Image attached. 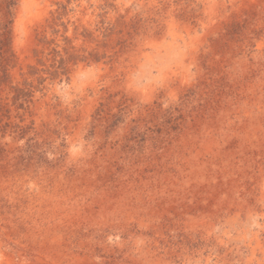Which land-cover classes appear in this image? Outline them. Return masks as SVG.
<instances>
[{
  "label": "rangeland",
  "instance_id": "rangeland-1",
  "mask_svg": "<svg viewBox=\"0 0 264 264\" xmlns=\"http://www.w3.org/2000/svg\"><path fill=\"white\" fill-rule=\"evenodd\" d=\"M0 264H264V0H0Z\"/></svg>",
  "mask_w": 264,
  "mask_h": 264
}]
</instances>
